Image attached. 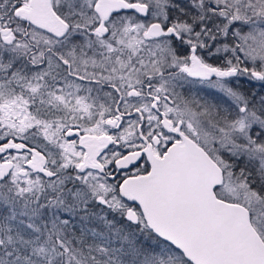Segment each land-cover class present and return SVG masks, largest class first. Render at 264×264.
<instances>
[{
  "label": "snow or ice",
  "instance_id": "1",
  "mask_svg": "<svg viewBox=\"0 0 264 264\" xmlns=\"http://www.w3.org/2000/svg\"><path fill=\"white\" fill-rule=\"evenodd\" d=\"M0 264H264V0H0Z\"/></svg>",
  "mask_w": 264,
  "mask_h": 264
}]
</instances>
